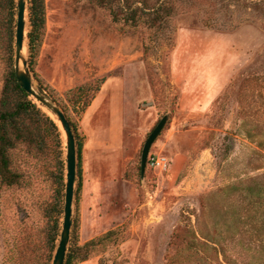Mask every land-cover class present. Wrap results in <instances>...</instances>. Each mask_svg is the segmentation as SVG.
Masks as SVG:
<instances>
[{
  "label": "rangeland",
  "instance_id": "374dc122",
  "mask_svg": "<svg viewBox=\"0 0 264 264\" xmlns=\"http://www.w3.org/2000/svg\"><path fill=\"white\" fill-rule=\"evenodd\" d=\"M43 6L31 50L25 12L22 57L33 86L82 143L67 252L113 231L94 250L80 249L87 257L75 264H244L237 254L247 227L241 207L255 199H244L243 188L264 174V0H43ZM135 7L150 14L138 26L113 21L112 11L121 19ZM15 25L16 8L1 1L0 92L14 72ZM30 98L57 123L64 158L60 123ZM93 103L100 104L89 120ZM113 111L122 114L118 140ZM163 116L141 177L143 143ZM14 153L30 177L23 190H0V264L14 237L29 236L45 251L51 224L42 214L44 208L51 215L49 157L22 160ZM155 157L166 158L164 170L151 165ZM221 249L229 250L226 258Z\"/></svg>",
  "mask_w": 264,
  "mask_h": 264
},
{
  "label": "trees",
  "instance_id": "16d2710c",
  "mask_svg": "<svg viewBox=\"0 0 264 264\" xmlns=\"http://www.w3.org/2000/svg\"><path fill=\"white\" fill-rule=\"evenodd\" d=\"M1 1H4L11 10L16 8L14 0ZM26 2L30 25L27 37L28 46L31 50L44 24V6L43 0H26ZM112 14L114 22L122 20L123 24L130 22V25L133 26H138L144 16H150L139 7L130 9L123 14L121 19L114 14V11ZM12 17L11 14L10 19L13 20ZM75 138L77 139L75 144L77 176H79L82 143L76 133ZM62 149L61 133L57 123L19 87L14 72L11 71L4 80L0 92V190H23L25 185H28L30 175L26 171L24 172L20 162L15 158L16 153L14 152L19 151L22 160H30L32 154L36 153L38 156L41 153L43 156L46 154L45 156H48L51 161L52 168L48 170L53 179V197L51 204L48 205L51 215H47L45 210L43 211L44 208L42 209L43 217H47L48 221L51 220L50 228L43 237L45 251L42 247L33 245L28 239L29 236L19 237V239L21 238L20 242L14 237L11 242H7L8 250L4 259L5 264H51L60 231L59 218L61 215L63 216L65 160L62 157ZM27 150H30V153ZM260 179V181L258 178L253 181L254 187L246 186L243 188L245 191L244 199L250 195H254L255 199L249 200L248 206L241 207V210L246 211V218L240 219L244 220L243 224H246L247 227L243 229L244 237L236 241L241 246V249L237 251L239 258L247 260L244 264H264V174ZM79 187L80 184H78L77 191ZM16 200L17 206L20 207L23 203L20 199ZM25 234L23 232V235ZM112 234L113 231H108L104 236L90 241L84 246L90 245L91 249L94 250L96 244L99 242L102 244ZM229 237H233V235ZM84 246L78 247L77 252H67L63 264H75L85 260L87 251L83 252L82 255L80 253V249L82 250ZM219 252L223 258L229 254V250L225 249H221Z\"/></svg>",
  "mask_w": 264,
  "mask_h": 264
},
{
  "label": "water",
  "instance_id": "95a60500",
  "mask_svg": "<svg viewBox=\"0 0 264 264\" xmlns=\"http://www.w3.org/2000/svg\"><path fill=\"white\" fill-rule=\"evenodd\" d=\"M16 25L14 34V77L19 87L32 97L42 106L47 108L52 114H54L60 123V126L65 135V182H64V198H63V216L62 223L58 235V240L53 253L51 264H63L65 255L67 253V246L70 237L71 229V215H72V203L74 197V186L77 173V157H76V145L73 132L70 125L63 114V112L52 102H50L41 93L39 89L33 86L31 74L28 69L27 60L21 57V50L24 40L25 29V12L27 11L26 0H16ZM19 60L21 61V67L19 66ZM166 122V117L163 116L154 128L148 134L146 140L143 143L140 155V176L143 177L148 151L161 131Z\"/></svg>",
  "mask_w": 264,
  "mask_h": 264
},
{
  "label": "crops",
  "instance_id": "0c3cea01",
  "mask_svg": "<svg viewBox=\"0 0 264 264\" xmlns=\"http://www.w3.org/2000/svg\"><path fill=\"white\" fill-rule=\"evenodd\" d=\"M99 104L100 103H93V104H91L92 106H91V114L90 115H88V113H87V116H89V120H92V118H93V116H94V113H93V111L95 110V108L96 107H98L99 106ZM114 110V109H113ZM121 111H113L112 112V116H111V119H112V124H113V137H114V139H116V140H118V138H119V124H120V122H121Z\"/></svg>",
  "mask_w": 264,
  "mask_h": 264
},
{
  "label": "built area",
  "instance_id": "2783aa9c",
  "mask_svg": "<svg viewBox=\"0 0 264 264\" xmlns=\"http://www.w3.org/2000/svg\"><path fill=\"white\" fill-rule=\"evenodd\" d=\"M149 161H151V165L158 167L161 170H164L167 165V160L164 157L150 158Z\"/></svg>",
  "mask_w": 264,
  "mask_h": 264
},
{
  "label": "bare ground",
  "instance_id": "6f19581e",
  "mask_svg": "<svg viewBox=\"0 0 264 264\" xmlns=\"http://www.w3.org/2000/svg\"><path fill=\"white\" fill-rule=\"evenodd\" d=\"M22 50H23V47H22ZM22 50H21V57H22ZM19 66L21 67V61L19 60Z\"/></svg>",
  "mask_w": 264,
  "mask_h": 264
}]
</instances>
